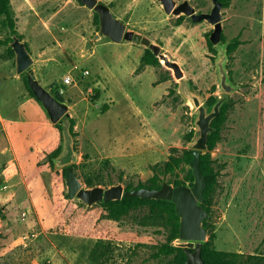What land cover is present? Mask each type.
<instances>
[{"label":"rangeland","instance_id":"obj_1","mask_svg":"<svg viewBox=\"0 0 264 264\" xmlns=\"http://www.w3.org/2000/svg\"><path fill=\"white\" fill-rule=\"evenodd\" d=\"M100 1L128 30L161 46L163 65L139 70L147 47L94 40L99 14L78 0H11L17 34L0 17V40L12 38L9 45L0 44V264H98L91 253L102 233L109 235L107 264H170V258L153 257L170 227L151 219L150 209L131 210L111 224L102 202L89 206L68 196L51 156L63 149V132L17 74L9 47L15 35L27 44L36 76L49 91L68 74L81 79L79 87H66L64 98L72 106L76 172L84 187H137L148 184L155 167L172 155L193 150L200 135L199 112L165 58L179 65L208 112L214 108L208 99L224 95L215 64L218 49L212 51L207 40L214 26L169 14L159 0ZM189 1L198 12L214 7L213 0ZM222 15L224 39L241 41L228 62L240 89L226 100L228 118L210 152L218 176L207 241L212 238L220 251L264 256V0H232ZM191 131L195 137L189 142ZM190 168L183 163L175 173L161 174L162 183L185 181Z\"/></svg>","mask_w":264,"mask_h":264},{"label":"water","instance_id":"obj_2","mask_svg":"<svg viewBox=\"0 0 264 264\" xmlns=\"http://www.w3.org/2000/svg\"><path fill=\"white\" fill-rule=\"evenodd\" d=\"M85 6H88L100 17L101 29L96 34L94 40L108 37L112 41L120 43L124 40L144 45L151 49L155 55H160L162 48L155 44L151 38L128 30L127 25L117 18L109 5L100 0H78ZM162 2L165 11L169 14H185L192 18L194 22L208 21L214 26L210 39L218 49V56L215 64L218 71L219 87L224 95L218 99L214 105L213 111L208 112L204 99L194 93L178 64L172 63L165 58L167 64L176 70L181 85L179 89L184 93L193 107L198 110L197 125L200 135L194 143V157L190 166L195 176L193 186L187 184L173 185L165 182L160 188H151L148 186L127 190L124 185H114L109 188L96 186L85 188L83 182L78 176L75 164L79 161V152L76 149L75 138L72 133L71 113L67 103L57 99L48 89H46L38 80L33 68L35 62L27 44L18 36H14L11 47L16 54V71L21 75L28 73V81L35 96L43 103L48 111L51 121L54 124L62 125L64 144L61 153L53 161L58 168H67L66 182L68 186V196L71 199L79 198L89 206L95 203L120 200L123 197H140L143 199H162L173 201L176 205V211L181 219L180 238L191 241L185 248L189 264H204L202 258V248L204 241L208 239V228L204 226V221L210 218L211 213L205 209L203 202L206 200L205 190L208 183L216 178L214 173H204L202 169V154L209 149V136L214 131L212 122L217 118L228 97L240 89V85L235 84L231 78L228 69L230 53L228 51L229 41L224 42L223 35V15L224 8L221 0H213L214 7L211 12H198L189 0L178 4L176 0H159ZM93 46L92 41L86 43V49ZM2 211L0 210V218Z\"/></svg>","mask_w":264,"mask_h":264},{"label":"trees","instance_id":"obj_3","mask_svg":"<svg viewBox=\"0 0 264 264\" xmlns=\"http://www.w3.org/2000/svg\"><path fill=\"white\" fill-rule=\"evenodd\" d=\"M223 2L224 7H229L232 3V0H221ZM98 14V13H97ZM97 19L98 18V15ZM0 17L4 18V24L6 27L10 29L12 34H17V19L15 15V11L12 7L11 0H0ZM184 17V16H182ZM223 41L226 42L222 35ZM12 38H9L7 41L0 40V44L9 45ZM207 40L209 48L216 52L215 45L212 43L210 39V34H207ZM241 44L240 37H236L232 42L229 43L228 51L231 54L235 51L239 45ZM9 51L12 55H14V50L10 46ZM164 54V53H163ZM166 55V54H165ZM164 61L162 59V55H155L153 51L149 48H146L144 55L141 58L139 70H141L145 66H161ZM22 78L25 81L27 89L30 93L35 97L33 90L31 89L28 81V73L24 72ZM162 82V81H161ZM216 88V87H214ZM50 92L60 101L65 102L64 95H61L57 89H50ZM38 99V98H37ZM219 97L211 96L207 103L211 106H214L218 101ZM39 100V99H38ZM230 103L226 102L221 110L220 115L215 118L212 122V126L214 127V131L209 136V149L206 153L202 154V169L204 173H214L216 174V178L210 181L205 190L206 200L203 202V206L207 211L211 212L212 202L211 196L214 191V187L217 182L218 173L215 171V168L212 163L211 151L215 149L216 145L221 139L222 128L227 121L228 113H229ZM72 121V130L74 129L75 120ZM56 127L62 130V125L60 123L55 124ZM195 137V131H191L187 135V141H192ZM62 147H59L56 151L52 153V160L54 157L58 156L61 153ZM174 151L178 152L179 149L175 148ZM194 157V153L192 149H188L183 151L182 156L172 155L170 159L164 164V166H156L155 174L149 180L148 184H139V186L128 185L126 187L127 190H132L134 188L148 186L151 188H160L162 183L161 174H169L175 173L177 169L181 167L183 163L190 165L191 160ZM53 164V161H52ZM78 164H75V168H78ZM59 179L64 183L66 181L67 168H61L57 172ZM87 185L93 186L94 181L90 178L87 179ZM194 185L195 176L193 174L192 168L189 169V172L186 176L185 181L175 180L174 185L178 184H187ZM103 206L109 211L111 220L110 223L114 224L119 221L124 215L128 214L131 210L147 207L150 209V217L154 220H164L170 227V232L168 238L165 242L158 246L157 251L153 253L154 258H170V264H189L187 262L188 257L185 252V248L188 247L191 241L182 240L180 238V229H181V219L176 211V205L173 201L162 200V199H143L140 197H123L120 200L110 201L109 203L102 202ZM209 219V218H208ZM208 219L204 221V226L210 230ZM108 233H102L100 235L99 240L92 250L91 258L98 264H107V257L111 252L110 244L105 241L106 238L109 237ZM202 258L204 260V264H264V256L260 255H244L242 253L236 252H226L220 251L213 247L212 238L208 241H204L202 248Z\"/></svg>","mask_w":264,"mask_h":264},{"label":"built area","instance_id":"obj_4","mask_svg":"<svg viewBox=\"0 0 264 264\" xmlns=\"http://www.w3.org/2000/svg\"><path fill=\"white\" fill-rule=\"evenodd\" d=\"M90 74V71L86 70L83 72V75L88 76ZM81 79H76L72 74H68L64 77L60 87L58 88V92L61 95H65L67 92V88L68 86H78L79 87V83H80ZM90 90L92 91V89L90 88Z\"/></svg>","mask_w":264,"mask_h":264},{"label":"crops","instance_id":"obj_5","mask_svg":"<svg viewBox=\"0 0 264 264\" xmlns=\"http://www.w3.org/2000/svg\"><path fill=\"white\" fill-rule=\"evenodd\" d=\"M70 98V97H69ZM69 98H67V99H69ZM70 107V109L72 108V106H69Z\"/></svg>","mask_w":264,"mask_h":264}]
</instances>
